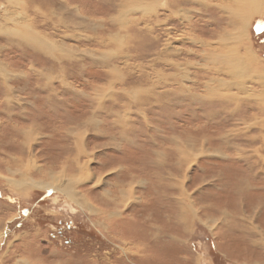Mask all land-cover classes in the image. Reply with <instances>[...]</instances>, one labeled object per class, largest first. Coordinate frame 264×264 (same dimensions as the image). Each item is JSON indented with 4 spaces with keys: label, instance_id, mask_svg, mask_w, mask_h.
<instances>
[{
    "label": "rangeland",
    "instance_id": "374dc122",
    "mask_svg": "<svg viewBox=\"0 0 264 264\" xmlns=\"http://www.w3.org/2000/svg\"><path fill=\"white\" fill-rule=\"evenodd\" d=\"M238 2L0 0V264H264V0L245 28Z\"/></svg>",
    "mask_w": 264,
    "mask_h": 264
},
{
    "label": "bare ground",
    "instance_id": "6f19581e",
    "mask_svg": "<svg viewBox=\"0 0 264 264\" xmlns=\"http://www.w3.org/2000/svg\"><path fill=\"white\" fill-rule=\"evenodd\" d=\"M238 1H239L237 4L238 7L236 6L237 8L234 11L235 18L237 19L236 20L237 26L238 27L242 26V28H245L246 23H248L250 21V18H249L250 14L254 13L256 11L257 6L259 4V0H238ZM251 10H253L254 12L253 11L251 12ZM238 32L240 33V30H238ZM243 35H244V33H243ZM228 51H230V50H228ZM216 55L213 53H210V55H208V56L210 58L213 57L214 60H216V62L223 63V64L230 66V70H232V72L235 74V72L237 71V68H238L237 65L240 62L238 59V56L232 50H231V52H229V54L227 56H225V55H217L216 56ZM205 57H207V56H205ZM242 62H244V61L242 60ZM226 68H227V66H226ZM235 75H237V74H235Z\"/></svg>",
    "mask_w": 264,
    "mask_h": 264
},
{
    "label": "flooded vegetation",
    "instance_id": "af4514ba",
    "mask_svg": "<svg viewBox=\"0 0 264 264\" xmlns=\"http://www.w3.org/2000/svg\"><path fill=\"white\" fill-rule=\"evenodd\" d=\"M255 31L258 33V31L260 32V35H264V22H257L256 27H255Z\"/></svg>",
    "mask_w": 264,
    "mask_h": 264
},
{
    "label": "crops",
    "instance_id": "0c3cea01",
    "mask_svg": "<svg viewBox=\"0 0 264 264\" xmlns=\"http://www.w3.org/2000/svg\"><path fill=\"white\" fill-rule=\"evenodd\" d=\"M125 4H126V3H125ZM125 4H123V6H125ZM228 18H229V17H228ZM229 21H230V19H229ZM229 24H230V23H229ZM230 26H231V25H230ZM232 28H233V27H232ZM203 44H205V43H203ZM223 44H224V43H223ZM249 60H250V58H249ZM249 60H248L247 64H245V66L248 65V63L250 62ZM220 64H221V63H220ZM222 64H223V63H222ZM223 66H225V67L227 66V69L230 70V66H228V65H226V64H223ZM243 74H244V72H243Z\"/></svg>",
    "mask_w": 264,
    "mask_h": 264
}]
</instances>
